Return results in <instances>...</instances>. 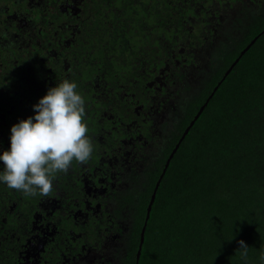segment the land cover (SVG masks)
I'll use <instances>...</instances> for the list:
<instances>
[{"label": "trees", "instance_id": "trees-1", "mask_svg": "<svg viewBox=\"0 0 264 264\" xmlns=\"http://www.w3.org/2000/svg\"><path fill=\"white\" fill-rule=\"evenodd\" d=\"M81 9L91 74L123 80L134 97L108 104L98 89L90 96L77 88L92 152L57 172L47 194L61 192L65 211L75 200L94 208L81 219L91 227L93 255L79 264H135L167 159L137 264H264V0H82ZM154 75L166 101L155 106L166 119L132 139L134 123L154 111L146 96ZM116 87L105 93L111 98ZM117 131L128 136L122 154ZM37 192L30 200L39 206ZM28 197L0 183V216L10 200L23 210ZM18 209L14 223L0 218V264H16L29 236L33 217Z\"/></svg>", "mask_w": 264, "mask_h": 264}, {"label": "flooded vegetation", "instance_id": "flooded-vegetation-1", "mask_svg": "<svg viewBox=\"0 0 264 264\" xmlns=\"http://www.w3.org/2000/svg\"><path fill=\"white\" fill-rule=\"evenodd\" d=\"M81 2L82 0H0V150L9 147L10 142L7 139L11 125L33 115L34 111L30 109L32 104L38 102L49 87L66 78L75 81L78 88L83 86L90 96H94L98 89L99 95L108 99V104L117 95L124 103L121 106L132 102L134 94L127 91V87L121 82L123 80L112 78L101 81L96 73L91 74V49L81 47L79 39V25L85 20V17L81 18ZM91 76L94 81L92 87ZM154 76L148 82L153 89L146 94L154 102L150 105V109L154 107V111H149L146 117L142 115L140 121H130L137 126L132 130V139L143 137V133L149 131L154 121L166 119L155 106L163 105L166 101L159 95L161 86L155 85V81L161 83L160 78L158 75ZM115 85L117 87L114 95L110 98L105 91H112ZM114 133L115 140L121 141V134L118 131ZM127 137L122 139L123 147L115 148L118 154L126 149ZM104 158L111 165L122 166L115 157ZM71 173L75 177L79 174L78 170ZM93 191L102 192L100 188ZM60 193L56 191L52 195L38 194L40 204L47 211V218L37 209L41 205L38 206L30 200L34 195L26 194L29 199H25L23 210L15 207V201L11 200L2 206L4 212L0 218L3 223L10 220L14 223L17 209L18 214L26 212L33 217L29 219V236L25 239L21 254L18 253L19 260L16 264H49L54 255V264H79L81 260L91 262V227L83 229L86 222L81 219L91 216L94 208L90 205L84 207L80 201L75 200L72 208L65 211L61 205L62 200L57 198ZM45 245L47 253L42 255Z\"/></svg>", "mask_w": 264, "mask_h": 264}, {"label": "clouds", "instance_id": "clouds-1", "mask_svg": "<svg viewBox=\"0 0 264 264\" xmlns=\"http://www.w3.org/2000/svg\"><path fill=\"white\" fill-rule=\"evenodd\" d=\"M77 88L67 78L56 83L32 106L33 115L11 125L9 147L0 150V183L29 195L47 194L57 172L90 157L85 100ZM239 245L246 257L248 246L243 240Z\"/></svg>", "mask_w": 264, "mask_h": 264}, {"label": "water", "instance_id": "water-1", "mask_svg": "<svg viewBox=\"0 0 264 264\" xmlns=\"http://www.w3.org/2000/svg\"><path fill=\"white\" fill-rule=\"evenodd\" d=\"M202 108V107H201ZM200 108V110H201ZM199 112L196 113V115L194 116V118L192 119V121L190 122V124L193 123L194 119L197 118ZM188 129V128H187ZM187 129L185 131H187ZM172 156V153H170L169 155V158ZM168 162H169V159L166 160V163H165V166L161 172V175L159 177V179L157 180L156 184H155V187H154V190L151 194V197H150V201L148 203V206H147V209H146V214H145V220H144V224H143V227H142V232L140 234V241H139V245H138V249H137V257H136V261H135V264L138 263V258H139V254H140V250H141V245H142V242H143V238H144V230H145V225H146V221L148 219V216H149V212H150V209H151V206H152V203H153V200H154V196H155V191H156V188L158 187V184H159V181H160V178L162 177V175L164 174V171H165V168L166 166L168 165Z\"/></svg>", "mask_w": 264, "mask_h": 264}]
</instances>
